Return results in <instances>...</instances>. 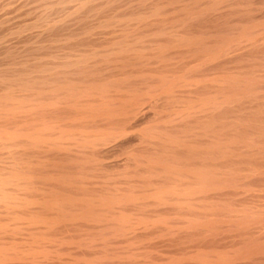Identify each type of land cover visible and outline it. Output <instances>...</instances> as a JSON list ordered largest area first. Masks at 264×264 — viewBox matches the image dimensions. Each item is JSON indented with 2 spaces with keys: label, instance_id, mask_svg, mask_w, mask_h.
I'll use <instances>...</instances> for the list:
<instances>
[{
  "label": "rangeland",
  "instance_id": "obj_1",
  "mask_svg": "<svg viewBox=\"0 0 264 264\" xmlns=\"http://www.w3.org/2000/svg\"><path fill=\"white\" fill-rule=\"evenodd\" d=\"M193 3L0 0V264H264V5L217 61Z\"/></svg>",
  "mask_w": 264,
  "mask_h": 264
},
{
  "label": "bare ground",
  "instance_id": "obj_2",
  "mask_svg": "<svg viewBox=\"0 0 264 264\" xmlns=\"http://www.w3.org/2000/svg\"><path fill=\"white\" fill-rule=\"evenodd\" d=\"M22 1V0H21ZM192 1V0H191ZM6 2V1H5ZM11 2V1H10ZM193 5H194V8H193V10H192V28L191 29H189L188 31H190V30H193V33L190 31V35L192 36L193 35V37H191V36H189V37H191L192 38V41H191V46H200L201 45V48L203 47V44H204V41L206 42L207 40H204L203 38H205L206 37V34H205V32H207L208 34L212 31V30H221V31H224V30H222L223 28L225 29V27H228L229 25H230V28L232 27V24H230V22L232 21V16H230V15H233V20H235V22H236V20H238L239 21V19H236V18H240V21H242V19L244 20H248V22H253L254 21V17L252 16V13H255L256 11H254V9L253 8H251V6L253 7V5H264V0H193ZM7 3V2H6ZM26 3V2H25ZM31 3V2H30ZM212 3H214L213 5L214 6H209V5H212ZM12 4V3H11ZM56 4V3H55ZM222 6V4L224 5L225 4V6L223 7V8H220V5ZM8 5V4H7ZM30 5V4H29ZM4 6V5H3ZM2 6V7H3ZM9 6V5H8ZM12 6V5H11ZM237 6H241V7H243V8H241V7H239V8H241V9H239V8H237ZM74 7H76V6H74ZM73 7V8H74ZM78 7H80V6H78ZM78 7H76V8H78ZM237 9H236V8ZM257 7V6H256ZM256 7H254V8H256ZM260 7H262V6H260ZM260 7H258L256 10H257V12H258V10H260V12H261V15L259 14V13H255L256 14V16H258L257 14H259V16L257 17V18H264V8H260ZM12 8H14V7H12ZM65 8V7H64ZM235 8V9H234ZM9 9V8H8ZM11 9V8H10ZM17 9V8H16ZM16 9H13V10H16ZM38 9V8H37ZM261 9H263V10H261ZM74 10V9H73ZM23 11V10H22ZM31 11V10H30ZM34 11V10H33ZM10 12V11H9ZM57 12V11H56ZM30 13V12H29ZM8 14V13H7ZM6 14V15H7ZM43 14V13H42ZM44 14H45V12H44ZM235 14H237L236 16H238L239 14V17H235L234 18V16H235ZM41 15V14H40ZM64 15V14H63ZM1 16V15H0ZM4 16V15H3ZM41 16H43V15H41ZM40 16V17H41ZM228 16H230V18H231V20H230V18H229V20L230 21H228V20H226L227 18L226 17H228ZM240 16H242V18L240 17ZM2 17V16H1ZM6 17V16H5ZM63 18H64V16H63ZM203 19L204 18V20H200V19ZM8 20V19H7ZM256 20V19H255ZM259 20V19H258ZM257 20V21H258ZM264 19H260L259 21H260V23H261V21H263ZM16 21V20H15ZM257 21H254L251 25H247V26H242L241 27V33H240V36H241V38L244 40V38L243 37H247V38H249V39H246L245 41H247L248 40V42H245L246 44H245V46L248 44V46H249V49L248 50H250L249 52H250V54H249V56L251 55V53L252 52H254V50L256 51V49H258V47L257 46H259V45H261L259 42H262L261 40L259 41V39L261 38V36L260 37H258L262 32H264V30H262L261 28V26H264V22H262L261 24L259 23L258 24V22ZM232 22H234V21H232ZM234 22V23H235ZM246 22L247 21H245L244 23L246 24ZM238 23V22H237ZM185 25V24H184ZM237 25V24H236ZM239 25V24H238ZM237 25V26H238ZM187 26V25H186ZM182 27H183V25H182ZM191 26L189 25V27H187V28H190ZM239 27V26H238ZM237 27V28H238ZM19 28V27H18ZM222 28V29H221ZM230 28L228 27L227 29L228 30H226V33L230 30ZM234 30L236 29V27L235 26H233L232 27ZM231 28V30H230V32H229V36L231 35L230 33H231V31H233L232 33V35H231V37L233 36V38L236 36L235 34H234V32L237 30H233ZM256 28H260L261 29V31H256ZM184 30H185V28H184ZM238 30H239V28H238ZM257 30H259V29H257ZM31 31V30H30ZM186 31V30H185ZM185 31H184V33H185ZM210 31V32H209ZM217 31H213V33L214 32H217ZM221 31L219 32V34H220V36L218 37V33L217 34H215V35H217V37L220 39L221 37L223 38V36H225L223 33H221ZM3 32V31H2ZM173 33V32H172ZM188 33V32H187ZM236 33H237V31H236ZM186 34V33H185ZM211 34V33H210ZM222 34V35H221ZM239 34V33H238ZM3 35V34H2ZM173 35V34H172ZM188 35H189V33H188ZM204 35H205V37H204ZM213 36V34H211V37H213L214 39H216V36ZM235 35V36H234ZM227 36H228V34H227ZM225 37V39L224 40H227V41H223L222 39V41L220 40L219 41V39H217V40H214L215 41V43L218 41L222 46H220V44H218V43H216V45H218L219 46V48H217L218 46H214L215 45V43H214V45H212V47H211V51L213 50V49H220L221 50V48L223 47V51L225 52L226 50H225V48L227 47L228 48V44H230L229 45V47H231L232 46V44H234V42L236 43L237 41L236 40H234V42H233V38L232 39H230V38H228V37ZM238 36V35H237ZM176 37V36H175ZM187 37V36H186ZM7 38V37H6ZM6 38H4V39H6ZM172 38V37H171ZM213 38H210V35H209V40H211V42L213 41L212 39ZM236 38V37H235ZM207 39V38H206ZM258 39V40H257ZM262 40L264 39V35H263V37L261 38ZM250 40H251V42L252 43H249L250 42ZM213 41V42H214ZM241 41V40H240ZM257 41H259V42H257ZM10 42H11V40H10ZM174 42H175V40H174ZM225 43L224 44V46H223V44L222 43ZM233 42V43H232ZM207 43H208V41L205 43L206 45H207ZM232 43V44H231ZM257 43H259V45H256ZM204 44V46H206ZM213 44V43H212ZM241 44V43H240ZM251 44V45H250ZM208 45H209V48H210V42L208 43ZM207 45V46H208ZM238 45V44H237ZM203 47L204 48V50L203 51H205L206 52V50H205V48L207 49L208 47ZM213 46H214V48H213ZM234 46V45H233ZM232 46V47H233ZM239 46V45H238ZM240 46H243V50H241V51H245L244 50V43L242 42V44L240 45ZM248 46L247 47H245V49L246 48H248ZM221 47V48H220ZM225 47V48H224ZM231 47V48H232ZM260 47V46H259ZM213 48V49H212ZM230 48V49H231ZM234 48V47H233ZM233 48L231 49L232 51H233ZM238 48V49H237ZM242 47H236V49L239 51V49H241ZM196 49V48H195ZM199 49V48H198ZM262 49V48H261ZM193 50H194V47H193ZM210 49H208L207 51L208 52H206V54L208 55V54H211V56H210V58L212 59V60H214V59H216L215 57H216V54H212L210 51H209ZM219 50V51H220ZM228 50V49H227ZM247 50V49H246ZM251 50H253V51H251ZM259 50V49H258ZM191 51V50H190ZM195 51V50H194ZM194 51H193V53L192 54H194ZM196 51H198V52H196ZM196 53L195 54H197V53H200L201 52V50H197L196 49ZM214 51V53H217V52H215V50H213ZM223 51H221L222 53H223V56L225 55L224 54V52ZM230 51V50H229ZM237 51V52H238ZM234 52H236V51H234ZM234 52H233V54H234ZM240 52V51H239ZM245 52H248V51H245ZM190 53V52H189ZM222 53H220V56H222L221 54ZM226 53H228L227 51H226ZM230 53V52H229ZM228 53V54H229ZM232 53V52H231ZM244 53V52H243ZM257 53V52H256ZM200 54H204V53H200ZM200 54H199V56H200ZM206 54H204V55H206ZM204 55H203V57H204ZM206 55V57H208ZM218 55H219V53H218ZM231 55V54H230ZM241 55H242V52H241ZM253 55H254V53H253ZM264 55V54H263ZM197 56V55H193L192 57V59L193 60H195V57ZM222 56V57H223ZM229 56V55H228ZM235 56V55H234ZM202 56H200V57H196V59L197 58H199L198 60H200V58L203 60L204 58H203ZM218 57V56H217ZM237 57H239V56H237ZM245 57V56H244ZM252 57V56H251ZM260 58H261V56H259ZM209 58V59H210ZM221 58V57H220ZM220 58H217L216 60L217 61H219V59ZM224 58V57H223ZM226 58V57H225ZM235 58V57H234ZM253 58V57H252ZM257 58V57H256ZM209 59H208V61H209ZM244 59V58H243ZM202 60L200 61V63H202ZM226 60V59H225ZM228 60V59H227ZM237 60V59H236ZM239 60H241V59H239ZM238 60V61H239ZM254 60V59H253ZM224 61V60H223ZM233 60H231V62H232ZM237 61V62H238ZM255 61H257V60H255ZM259 61V60H258ZM196 61H194V63H195ZM198 62V61H197ZM242 62V61H241ZM244 62V61H243ZM247 62H248V60H247ZM260 62V61H259ZM211 63V64H210ZM209 63V65H212L213 63H212V61ZM222 62H220L219 64H221ZM239 63V62H238ZM237 63V64H238ZM264 63V62H263ZM202 64H204V62L202 63ZM225 65L227 64V61L224 63ZM235 64H236V62H235ZM243 64V63H242ZM251 64V63H250ZM254 64H256V63H254ZM257 64H258V62H257ZM199 65H201V64H199ZM208 65V66H209ZM217 65V67H218V64H216ZM216 65H215V62H214V64H213V66L216 68ZM222 65H223V63H222ZM225 65H223V66H225ZM228 65V64H227ZM247 65V64H246ZM260 65V64H259ZM196 66V65H195ZM220 66V65H219ZM230 66V64L228 65V67ZM235 65H233L232 64V67H234ZM237 66V65H236ZM239 66H241V65H239ZM262 66V65H261ZM212 67V66H211ZM252 67V66H251ZM260 67V66H259ZM213 68V67H212ZM224 68V67H223ZM236 68V67H235ZM241 68H242V66H241ZM264 67H262V68H260L261 70L263 69ZM199 69V68H198ZM219 69V68H218ZM226 69V68H225ZM253 69H255L254 67H253ZM252 69V70H253ZM208 70V69H207ZM212 70V69H211ZM216 70H217V68H216ZM231 70H232V68H231ZM256 70V69H255ZM258 70V69H257ZM256 70V71H257ZM260 70V71H261ZM204 71V70H203ZM215 70H212V72H214ZM233 71V70H232ZM236 71V70H235ZM235 71H234V73H235ZM240 71H242V70H240ZM240 71H237V72H240ZM248 71V70H247ZM249 71H251V70H249ZM248 71V72H249ZM254 71V70H253ZM217 72V71H216ZM215 72V73H216ZM221 72V71H220ZM243 72L244 71H242L241 73L243 74ZM255 72V71H254ZM261 72H263V71H261ZM207 73V72H206ZM217 73H219V72H217ZM234 73H233V75H234ZM245 73H246V71H245ZM258 73V72H257ZM235 74H237V73H235ZM247 74V73H246ZM251 74H253L252 72H251ZM255 74V73H254ZM253 74V75H254ZM214 75H216V74H214ZM223 75V74H222ZM222 75H219V76H222ZM241 75V74H240ZM245 75V74H244ZM262 75V74H261ZM261 75H259V76H261ZM226 76H228V75H226ZM229 76H230V74H229ZM226 77L225 78V82L227 81V83L226 84H228V85H234V86H236L235 85V81L238 79L236 76H238V75H234V77H236L237 79L236 80H234V78H232V75H231V77ZM255 76H256V74H255ZM258 76V75H257ZM258 76V77H259ZM201 77V76H200ZM223 77V76H222ZM225 77V76H224ZM243 77H245V76H243ZM251 77V76H250ZM262 77H264V76H262ZM48 78V77H47ZM198 78H199V76H198ZM215 78V77H214ZM216 78H218V79H221V77H216ZM231 78V79H230ZM247 78H249V77H247ZM247 78L245 77V81L247 80ZM44 79V78H43ZM49 79V78H48ZM60 79V78H59ZM202 79V78H201ZM206 79V78H205ZM223 79V78H222ZM240 79V78H239ZM253 79H257L256 77L255 78H253ZM262 80L261 78H258V80ZM230 80V81H229ZM234 82H233V81ZM241 80V79H240ZM251 80V79H250ZM250 80L248 81V82H250ZM264 80V79H263ZM217 81V80H216ZM220 81V80H219ZM232 81V82H231ZM58 82V81H57ZM60 82V81H59ZM198 82H200V81H198ZM210 82H211V80H210ZM218 82V81H217ZM224 82V81H223ZM224 82V83H225ZM244 82V81H243ZM251 82H252V85H253V83L255 82V85L258 83L257 81H255L254 80V82H253V80H251ZM41 83V82H40ZM220 83V82H219ZM221 83H222V81H221ZM231 83H233V84H231ZM48 84V83H47ZM223 84V83H222ZM238 84H241V82L239 83L238 82ZM248 84V83H247ZM260 84V83H259ZM263 84H264V82H263ZM73 85V84H72ZM249 85H251V83H249ZM254 85V86H255ZM258 86V85H257ZM56 87V86H55ZM249 87H251V86H249ZM248 87V85H247V89L248 90H252L253 89V87H252V89H250ZM71 88H72V86H71ZM74 88H76V87H74ZM222 88H224V87H222ZM226 88V87H225ZM224 88V89H225ZM239 88V87H238ZM243 88V87H242ZM61 89H63V86H62V88ZM65 89V88H64ZM230 90L228 91V96H227V98L228 97H230L229 95H234V90H233V92H231V90L232 89H234L233 87H232V89L231 88H229ZM244 89V88H243ZM53 90V89H52ZM56 90H57V88H56ZM69 90H71V89H69ZM68 90V91H69ZM236 90H238L237 89V86H236ZM38 91V90H37ZM58 91V90H57ZM72 91V90H71ZM75 91V90H74ZM220 91H221V89H220ZM239 91L240 92H242V89L240 90H238V93H237V91H236V93H237V95L239 94ZM62 92V90L60 91V93ZM65 92H67L66 90H65ZM243 92H247L246 90L244 91L243 90ZM242 92V93H243ZM253 92V91H252ZM64 93V92H63ZM69 93H71V92H69ZM69 93H67L68 95H69ZM73 93V92H72ZM223 93V92H222ZM225 93V92H224ZM232 93V94H231ZM248 93V92H247ZM250 93H251V91H250ZM66 94V93H65ZM79 94V93H78ZM77 94V95H78ZM57 95V94H56ZM64 95V94H63ZM62 95V96H63ZM67 95V96H68ZM209 95V94H208ZM211 95V94H210ZM221 95V94H220ZM226 95V94H225ZM247 95V94H246ZM254 95V94H253ZM256 95V94H255ZM71 96H73V94L71 95ZM70 96V97H71ZM224 96V95H223ZM244 96V95H243ZM249 96V95H248ZM56 97H59V96H56ZM73 97H76V96H73ZM232 97V96H231ZM236 97V96H235ZM240 97V96H239ZM238 97V98H239ZM256 97V96H255ZM216 98H218V97H216ZM237 98V97H236ZM241 98V97H240ZM243 98V97H242ZM249 98V97H248ZM11 99V101L14 99L13 97H11L10 98ZM15 99H17V98H15ZM225 99H226V96H225ZM218 100V99H217ZM221 100V99H220ZM227 100L228 99H226V102H227ZM230 100H231V98H230ZM240 100V99H239ZM258 100H259V97H258ZM263 100V99H262ZM18 101H19V99H18ZM106 101V100H105ZM229 101V100H228ZM234 101V100H233ZM236 101V100H235ZM252 104V103H251ZM105 105V104H104ZM106 105H107V103H106ZM87 106V105H86ZM89 106V105H88ZM109 107V106H108ZM240 107H242V106H240ZM264 107V106H263ZM97 108V107H96ZM86 109V108H85ZM241 109V108H240ZM136 111V110H135ZM90 112V111H89ZM236 112H238V111H236ZM239 112H242V111H239ZM67 116V115H66ZM37 117V116H36ZM51 117V116H50ZM55 117V116H54ZM59 118L60 116L58 115V116H56L55 118ZM62 117V116H61ZM60 117V118H61ZM36 120V119H35ZM52 120V119H51ZM54 120V119H53ZM52 120V121H53ZM60 120V119H59ZM128 120H130V119H128ZM20 122V121H19ZM27 123H30V122H27ZM35 123V122H34ZM125 123H127V122H125L124 121V124L123 125H126ZM21 124V123H20ZM23 124H25L24 122H22V125ZM48 124V123H47ZM21 125V126H22ZM16 126V125H15ZM46 126V125H45ZM49 126V125H48ZM20 127V126H19ZM128 127V126H127ZM45 129H46V127H44ZM49 128H50V126H49ZM36 129V128H35ZM38 129V128H37ZM51 129V128H50ZM39 130V129H38ZM34 131V130H33ZM38 132V131H37ZM2 136V135H1ZM28 136V135H27ZM31 136H33V135H31ZM35 136V135H34ZM39 136V135H38ZM35 137H37V136H35ZM33 138V137H32ZM34 139V138H33ZM37 139V138H36ZM39 139V138H38ZM35 140V139H34ZM124 143V142H123ZM264 158V157H263ZM102 166V165H101ZM108 167V166H107ZM101 168V167H100ZM104 168V167H103ZM104 169H107V168H104ZM102 170V169H101ZM17 174V173H16ZM5 175V174H4ZM120 191V190H119ZM102 194H104V193H102ZM123 197V196H122ZM56 198V197H55ZM91 198H93V197H91ZM96 198V197H95ZM59 199V198H58ZM63 199V198H62ZM106 199V198H105ZM56 201H57V199H56ZM63 201V200H62ZM59 201H57V203H58ZM55 203V202H54ZM57 203H55V204H57ZM45 204V203H44ZM53 204V203H52ZM52 204H48V205H50L51 207H52ZM54 204V205H55ZM109 206V205H108ZM37 219V218H36ZM44 219V218H43ZM260 232V231H259ZM259 232H257V234L259 233ZM256 234V233H255ZM257 234H256V236H257ZM255 237V236H254ZM254 240V239H253ZM249 254V253H248ZM251 254V253H250ZM249 254V255H250ZM253 256V255H252Z\"/></svg>",
  "mask_w": 264,
  "mask_h": 264
}]
</instances>
